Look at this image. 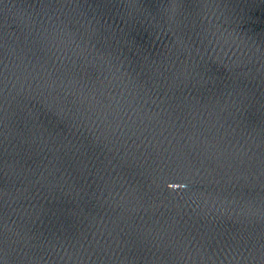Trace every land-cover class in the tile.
I'll use <instances>...</instances> for the list:
<instances>
[{"label": "water", "instance_id": "obj_1", "mask_svg": "<svg viewBox=\"0 0 264 264\" xmlns=\"http://www.w3.org/2000/svg\"><path fill=\"white\" fill-rule=\"evenodd\" d=\"M0 264H264V0H0Z\"/></svg>", "mask_w": 264, "mask_h": 264}]
</instances>
